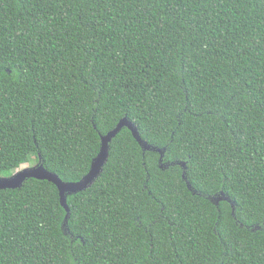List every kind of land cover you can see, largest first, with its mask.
Segmentation results:
<instances>
[{
  "label": "trees",
  "instance_id": "16d2710c",
  "mask_svg": "<svg viewBox=\"0 0 264 264\" xmlns=\"http://www.w3.org/2000/svg\"><path fill=\"white\" fill-rule=\"evenodd\" d=\"M124 117L163 157L122 128L66 224L0 190V264H264V0H0L1 177L76 182Z\"/></svg>",
  "mask_w": 264,
  "mask_h": 264
},
{
  "label": "water",
  "instance_id": "95a60500",
  "mask_svg": "<svg viewBox=\"0 0 264 264\" xmlns=\"http://www.w3.org/2000/svg\"><path fill=\"white\" fill-rule=\"evenodd\" d=\"M124 127L129 129L133 137L140 144V146L142 147L144 151L145 150L157 151L161 154V157H163L165 149L152 147L147 142H145L139 135L137 127L132 122H130L128 119L124 117L120 119L117 125L111 131H109L106 135H101L99 152L93 158L88 172L80 180L76 182L63 181L58 176V174L48 171L44 167V165L41 163V160L39 158V161L37 162V164L31 167L28 166V167H24L23 169H18L17 171H15L14 173L6 177L0 176V190L20 188L23 185V183L29 178H33L37 180H47L53 183L57 188L60 204L66 211V217H65V224H66L67 218L69 216V207L67 204V197L69 195H73L83 190H86L99 177V175L101 174L103 170L104 165L106 164L108 160L109 149H110L109 144L111 143L112 139ZM171 164L172 165L178 164L181 167H183L184 171H183L182 177L186 180L185 162L179 161V162L171 163ZM165 166L166 164H161L162 168H164ZM187 185L189 189L193 190L190 183L187 182ZM219 199L220 198H217L216 199L217 201H215L214 198L213 199L211 198V200L215 201L214 203L216 204L218 203Z\"/></svg>",
  "mask_w": 264,
  "mask_h": 264
},
{
  "label": "rangeland",
  "instance_id": "374dc122",
  "mask_svg": "<svg viewBox=\"0 0 264 264\" xmlns=\"http://www.w3.org/2000/svg\"><path fill=\"white\" fill-rule=\"evenodd\" d=\"M35 164H37V162H35V161H32V162H29L27 165H23L21 168H19V169H23L24 167H28V166H33V165H35ZM17 171V170H16Z\"/></svg>",
  "mask_w": 264,
  "mask_h": 264
}]
</instances>
